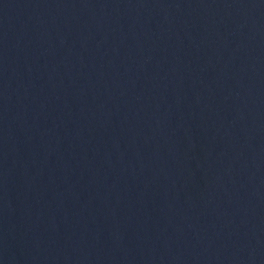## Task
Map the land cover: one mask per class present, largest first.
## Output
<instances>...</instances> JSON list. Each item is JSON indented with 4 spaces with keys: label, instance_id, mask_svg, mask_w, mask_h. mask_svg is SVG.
<instances>
[{
    "label": "water",
    "instance_id": "1",
    "mask_svg": "<svg viewBox=\"0 0 264 264\" xmlns=\"http://www.w3.org/2000/svg\"><path fill=\"white\" fill-rule=\"evenodd\" d=\"M0 264H264V0H0Z\"/></svg>",
    "mask_w": 264,
    "mask_h": 264
}]
</instances>
